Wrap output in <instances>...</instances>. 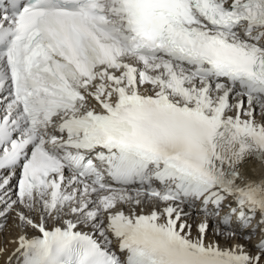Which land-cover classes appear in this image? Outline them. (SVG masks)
<instances>
[{"label":"snow or ice","instance_id":"obj_1","mask_svg":"<svg viewBox=\"0 0 264 264\" xmlns=\"http://www.w3.org/2000/svg\"><path fill=\"white\" fill-rule=\"evenodd\" d=\"M3 237L0 264H264V0H0Z\"/></svg>","mask_w":264,"mask_h":264},{"label":"rangeland","instance_id":"obj_2","mask_svg":"<svg viewBox=\"0 0 264 264\" xmlns=\"http://www.w3.org/2000/svg\"><path fill=\"white\" fill-rule=\"evenodd\" d=\"M6 240V237L0 238V243L3 244V242Z\"/></svg>","mask_w":264,"mask_h":264},{"label":"bare ground","instance_id":"obj_3","mask_svg":"<svg viewBox=\"0 0 264 264\" xmlns=\"http://www.w3.org/2000/svg\"><path fill=\"white\" fill-rule=\"evenodd\" d=\"M257 171V173L259 172V166H257V168L255 169ZM5 242V241H4ZM3 242V243H4ZM1 244V243H0ZM9 247H11V245H9ZM114 247V246H113Z\"/></svg>","mask_w":264,"mask_h":264}]
</instances>
